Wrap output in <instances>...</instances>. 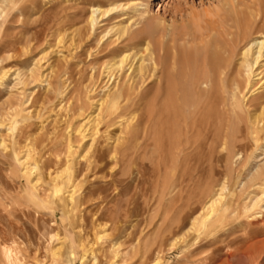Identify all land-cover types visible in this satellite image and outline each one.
<instances>
[{
    "label": "rangeland",
    "instance_id": "rangeland-1",
    "mask_svg": "<svg viewBox=\"0 0 264 264\" xmlns=\"http://www.w3.org/2000/svg\"><path fill=\"white\" fill-rule=\"evenodd\" d=\"M253 1L0 0V243L10 240L20 264H264V210L258 209L264 202L256 193L262 186L264 144L234 153H218L216 147L203 154L188 148L157 151L151 82L141 87L145 99L135 102L136 109H126L121 120H110L98 134L89 133V123L75 128L84 116H97L95 103L106 87L96 84L95 65H84L94 54L87 43L74 56L64 47L69 29L96 47L114 23L128 17L130 32L148 28L147 20L157 26L175 17L191 29L182 21L189 15H198L201 27L229 31L233 15L241 23ZM92 3L108 14L88 28L85 14ZM252 19L247 31L264 37V28L255 29L259 16ZM61 55L68 67H62ZM225 119L222 131L210 137L236 145L242 135L231 137V120ZM126 123L131 127L121 134ZM62 175L71 178L65 183ZM75 195L73 207L66 198ZM251 197L258 199L254 205ZM208 199L210 205L198 209ZM219 204L224 210L218 218ZM182 237L184 243L177 244Z\"/></svg>",
    "mask_w": 264,
    "mask_h": 264
},
{
    "label": "bare ground",
    "instance_id": "bare-ground-1",
    "mask_svg": "<svg viewBox=\"0 0 264 264\" xmlns=\"http://www.w3.org/2000/svg\"><path fill=\"white\" fill-rule=\"evenodd\" d=\"M253 2L254 4L252 3L253 7L251 11H247L249 8L247 7L246 9L245 7L247 11L244 13L246 14V18L243 15L244 19L241 23H239V19L236 18V15H233L232 19L230 18L231 23L229 24V31L227 28H219L218 31H213L209 26L201 27L202 23L200 17L198 15H189L182 19V21H186V23L191 26V29L182 26L181 19L175 17V22L169 21L168 24H157V26H151L147 20L146 25L148 28H138V30L130 32L128 17L124 18L121 22L114 23L108 35L102 39L98 46L94 47L91 45L89 39L77 36L78 31L75 28L69 29V35L64 45V47H68L70 50L68 55L70 56L80 45L83 46L87 43L89 48L94 51V54L90 55L84 65L91 66L94 64L95 78L96 76L99 78L96 84H98V87L104 85V88L106 87V91L96 100V103L93 101V103H95L94 110L97 116L92 118L94 112L89 117L84 116L83 121L80 122H83L81 126L77 124L75 128L79 127V129H81L83 125L86 124L87 126L89 123V133H97L96 131L103 128L104 125H109V122H111L110 120L119 118L126 109L133 110L136 107L135 102H137L138 99H145V95H142L143 92L140 94V89L143 85L151 82L152 93L150 100L154 102V132L152 135V145L157 151L164 148L165 150L168 149L173 152H180L188 148L192 149V152L195 151L199 153V151H202L203 154V151H209L216 147L218 153L219 151H221V153L222 151L225 153L227 151L234 153L244 150L247 146H250L252 150L258 141L264 144V37L260 31V29L264 28V19H262L264 14V0H254ZM133 4L131 2L129 7L130 11H134L135 13L137 10L133 9V7H135ZM98 6L99 5L96 3H92L88 6V10L85 14V23L88 28L93 25L94 20L106 15V13L108 14L107 10H100ZM235 8L236 6H234V9ZM124 10H129V8ZM240 10H238V12H240ZM142 14H144V16L146 14L144 9L142 10ZM257 14L259 19H257L258 24H256L255 29L260 32L249 33V31H247L248 27H250V25L253 26L254 19L256 18H252L255 16L258 17ZM136 15L139 16L138 14ZM199 15L201 16L203 14L200 13ZM109 18L107 20H109ZM142 19L143 18H141V20ZM62 20L63 22L69 23V25L75 24L76 21L74 19L64 21L65 19L63 16ZM165 25L166 27H164ZM164 28H167L165 35L163 33ZM83 56H88L87 51ZM64 58L65 57L61 55L60 63L62 67L65 68L68 67L69 64L65 62L66 60ZM84 58H82V60H84ZM173 102H181L177 110L172 107ZM182 102L192 103L188 105V103ZM143 108H145V104H143ZM226 116L231 120V137L233 134L242 135V140L239 138L241 141L237 142L238 144L236 143V145L232 142L226 146L222 137L216 138V140L210 137V133L214 130L219 128L222 131ZM124 121L126 122V120ZM129 124H124V130L119 132L121 134L128 132L131 127ZM118 126H120V124ZM104 129L105 128H103V130ZM86 131L87 129L84 130V132ZM80 132H82V130ZM261 133L262 135L259 136ZM90 138L91 137L87 139L86 145L84 144L85 148L89 146L88 142ZM96 141L97 140H95V143ZM117 143L119 144V142ZM94 145H97V143ZM237 145H239L240 148H237ZM110 146H112V144ZM94 150L97 151V148ZM118 150L119 148L117 151ZM94 153L96 154L94 155V160L100 162L99 154L96 152ZM61 159L62 158H60V160ZM244 159L245 158L242 159L241 165L245 164ZM203 161L205 162V160ZM90 162L92 161L90 160ZM170 162L173 163L171 160ZM183 162H185V159ZM204 162L202 164H204ZM202 164L201 166H203ZM194 168H196V166ZM261 168L263 169L260 182L262 186H260L256 193H259L264 202V165ZM187 171L189 172V169ZM54 172L51 171V173ZM54 176H56V174ZM235 178V175L231 177L230 184L234 182ZM66 179H68L67 175L64 176L63 182H65ZM229 191L228 194L230 193ZM256 197H251L252 200L250 203L253 205L258 201V199H254ZM249 200L250 199H247V201ZM66 201L72 206H75L78 202V197L75 195L71 198H66ZM211 202L212 199L204 200L200 206L198 205V209L210 205ZM252 204H249V206ZM219 205L220 206L214 209L218 218L224 210V207L222 208L221 206L222 204ZM72 206H70V208ZM190 206L191 205H189V207ZM244 206L245 205L240 207L243 208ZM258 209L264 210V204L259 206ZM199 222L197 223L200 224ZM200 225H202V222ZM10 243V240H7L6 244L0 243V264H20L16 253L9 247ZM176 243H184L183 237L179 238ZM191 250H193V248ZM243 255L246 258L245 254Z\"/></svg>",
    "mask_w": 264,
    "mask_h": 264
}]
</instances>
